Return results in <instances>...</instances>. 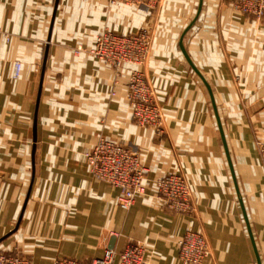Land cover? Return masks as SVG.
Wrapping results in <instances>:
<instances>
[{
	"label": "crops",
	"instance_id": "1",
	"mask_svg": "<svg viewBox=\"0 0 264 264\" xmlns=\"http://www.w3.org/2000/svg\"><path fill=\"white\" fill-rule=\"evenodd\" d=\"M197 2L161 0L151 11L107 0H0V254L53 264L137 243L144 264H182L178 241L197 231L209 249L200 264H256L208 93L178 44ZM142 27L151 29L143 65L115 69L89 54L101 30ZM184 46L212 89L264 264V166L255 146L264 132V19L235 13L230 0H202ZM135 69L160 105L159 131L132 120ZM101 138L127 146L148 169L127 210L86 163ZM168 174L187 184L190 214L163 205L156 182Z\"/></svg>",
	"mask_w": 264,
	"mask_h": 264
},
{
	"label": "built area",
	"instance_id": "2",
	"mask_svg": "<svg viewBox=\"0 0 264 264\" xmlns=\"http://www.w3.org/2000/svg\"><path fill=\"white\" fill-rule=\"evenodd\" d=\"M109 4L121 3L142 6L155 10L161 0H107ZM238 14L254 21L264 19V0H231ZM151 43V29L142 27L136 32L115 34L101 30L95 37L89 54L117 69L123 64L141 66L144 64ZM20 64L14 63L13 75L17 77ZM127 101L132 120L139 126L161 129V108L154 90L140 70H133L127 83ZM264 166V132L255 142ZM91 175L119 191L117 205L127 210L136 195L144 190L148 169L138 156L127 146L111 139L101 138L92 149L84 153ZM159 197L165 207L177 213L190 214L193 207L190 192L183 178L168 174L156 182ZM178 257L182 264H200L209 249L204 236L197 231H186L178 241ZM144 264V250L140 244L127 245L120 252L113 247L105 248L102 257L89 260L57 258L53 264ZM0 264H32L29 258L19 254H0Z\"/></svg>",
	"mask_w": 264,
	"mask_h": 264
},
{
	"label": "water",
	"instance_id": "3",
	"mask_svg": "<svg viewBox=\"0 0 264 264\" xmlns=\"http://www.w3.org/2000/svg\"><path fill=\"white\" fill-rule=\"evenodd\" d=\"M201 7H202V0H198L197 2V9L195 12V16L193 19H191L183 28L182 33L180 35L178 44H179V48L180 51L182 53V55L184 56L188 66L190 67L192 73H194L196 75V77L199 79V81L202 83V85L204 86V88L206 89L207 93H208V97H209V101L211 104V108H212V112H213V117L215 120V124L219 133V137H220V142H221V146L223 148V153H224V157L226 159V163L230 172V177L232 179L233 185H234V189H235V193H236V198L239 204V207L242 211V216H243V221H244V225H245V229L250 241V244L252 246L254 255L256 257V264H261L258 252H257V247L254 241V237L250 228V225L248 223V219L245 213V209H244V205H243V200L240 194V190L238 187V182H237V178H236V174H235V170L233 167V163H232V159L230 156V152L228 149V145L226 142V138H225V134L223 131V126H222V120L219 116L218 113V109H217V105L213 96V92L212 89L209 85V83L207 82V80L205 79V77L203 76V74L200 72V70L194 65V63L192 62V60L190 59V57L188 56L186 50H185V46H184V40L186 38V34L189 32V30L192 28V26L194 25V23L197 21L200 11H201Z\"/></svg>",
	"mask_w": 264,
	"mask_h": 264
},
{
	"label": "rangeland",
	"instance_id": "4",
	"mask_svg": "<svg viewBox=\"0 0 264 264\" xmlns=\"http://www.w3.org/2000/svg\"><path fill=\"white\" fill-rule=\"evenodd\" d=\"M231 1V0H230ZM232 2V1H231ZM234 12L238 14V12L234 9ZM251 20V19H250ZM254 21V20H253Z\"/></svg>",
	"mask_w": 264,
	"mask_h": 264
}]
</instances>
